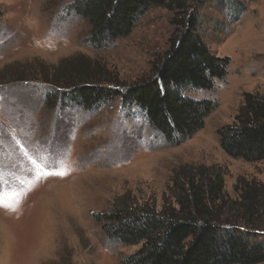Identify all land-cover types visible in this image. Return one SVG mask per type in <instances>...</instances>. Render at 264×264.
Instances as JSON below:
<instances>
[{"label":"rangeland","instance_id":"1","mask_svg":"<svg viewBox=\"0 0 264 264\" xmlns=\"http://www.w3.org/2000/svg\"><path fill=\"white\" fill-rule=\"evenodd\" d=\"M72 1L0 0V196L26 192L15 211L0 207V264H120L139 247L107 242L94 216L122 196L160 210L181 165L222 168L232 199L238 179L264 183V161L229 157L217 136L234 123L245 94L264 96V0H241L247 11L235 17L210 1L200 8L205 44L230 65L211 91L190 92L218 108L177 147L120 101L93 111L46 108L45 80L63 60L100 62L130 87L151 75L177 34L174 13L152 8L128 38L94 50L88 23L66 12ZM33 159L67 174L37 181Z\"/></svg>","mask_w":264,"mask_h":264},{"label":"trees","instance_id":"2","mask_svg":"<svg viewBox=\"0 0 264 264\" xmlns=\"http://www.w3.org/2000/svg\"><path fill=\"white\" fill-rule=\"evenodd\" d=\"M209 1L230 9L232 17L247 11L241 0H73L66 12L88 23L87 42L94 50L128 38L152 8L174 13L177 34L153 63L151 75L130 87L100 62L63 60L45 80L51 86L46 108L93 111L120 101L138 110L168 146L192 139L218 103L197 100L190 92L211 91L216 81L226 80L230 65L229 58L211 52L201 35L200 8ZM217 136L229 157L263 162L264 96L245 94L234 123L218 129ZM234 191L236 199L225 191L222 168L185 164L173 171L160 210L122 196L94 219L107 242L139 247L120 264H264V183L240 178Z\"/></svg>","mask_w":264,"mask_h":264},{"label":"snow or ice","instance_id":"3","mask_svg":"<svg viewBox=\"0 0 264 264\" xmlns=\"http://www.w3.org/2000/svg\"><path fill=\"white\" fill-rule=\"evenodd\" d=\"M32 163L36 166V179L37 181L42 178H46L49 175H65L66 172L57 171L55 168L48 169L46 165L37 163L36 160H32ZM52 163L55 165L57 161L53 159ZM25 191L14 192L11 197L0 196V207L15 211L18 205L22 202Z\"/></svg>","mask_w":264,"mask_h":264}]
</instances>
